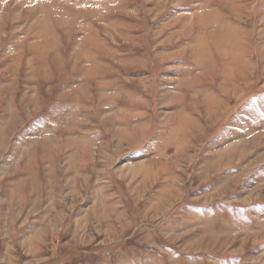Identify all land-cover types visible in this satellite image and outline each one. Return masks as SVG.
Masks as SVG:
<instances>
[{
    "label": "rangeland",
    "instance_id": "rangeland-1",
    "mask_svg": "<svg viewBox=\"0 0 264 264\" xmlns=\"http://www.w3.org/2000/svg\"><path fill=\"white\" fill-rule=\"evenodd\" d=\"M0 264H264V0H0Z\"/></svg>",
    "mask_w": 264,
    "mask_h": 264
}]
</instances>
